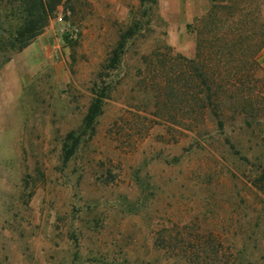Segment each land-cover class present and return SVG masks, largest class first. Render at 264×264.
Wrapping results in <instances>:
<instances>
[{
    "label": "rangeland",
    "instance_id": "1",
    "mask_svg": "<svg viewBox=\"0 0 264 264\" xmlns=\"http://www.w3.org/2000/svg\"><path fill=\"white\" fill-rule=\"evenodd\" d=\"M59 1L20 52L0 2V264H264V47L222 130L188 131L183 77L154 67L194 59L215 6L230 23L263 4L264 30V0Z\"/></svg>",
    "mask_w": 264,
    "mask_h": 264
},
{
    "label": "trees",
    "instance_id": "2",
    "mask_svg": "<svg viewBox=\"0 0 264 264\" xmlns=\"http://www.w3.org/2000/svg\"><path fill=\"white\" fill-rule=\"evenodd\" d=\"M59 2V0H9L15 20L13 33H10L11 48L20 52L30 44L55 12ZM262 5L253 6L252 16L249 14V7H242L240 16L232 19L230 23H225L218 17V8L215 6L209 16L200 22L194 59L169 56L155 63L154 67H158L157 71L161 73L167 85L169 81L175 83L176 79L182 81L183 77L188 131L195 129L196 122L201 121L206 115L213 117L217 128L222 130L221 116L226 102L240 105L241 113L246 112L244 106L247 102H244V99L252 91L246 89L244 83L253 78L252 70L257 67L255 55L264 47V30L258 23ZM249 57L251 62L246 60ZM117 61L114 52L110 59V67L114 68ZM167 65L179 69L175 80L170 79L171 74L166 71ZM165 72L169 79L166 75L163 76ZM156 86L157 90H161L162 83ZM103 99V95H95L83 119V126L86 129H92L100 115ZM69 140L73 143L71 148L65 150L64 161L73 156L79 137L73 138L69 134L67 141ZM184 246L182 247V244L180 246L183 255L187 253L186 243ZM178 248L177 245L172 247L174 250Z\"/></svg>",
    "mask_w": 264,
    "mask_h": 264
}]
</instances>
